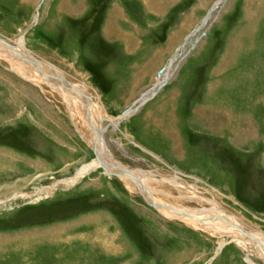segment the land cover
I'll list each match as a JSON object with an SVG mask.
<instances>
[{
  "label": "rangeland",
  "instance_id": "1",
  "mask_svg": "<svg viewBox=\"0 0 264 264\" xmlns=\"http://www.w3.org/2000/svg\"><path fill=\"white\" fill-rule=\"evenodd\" d=\"M75 1L0 0V37L23 36L112 120L147 98L117 128L102 122L118 161L178 172L264 232V0H146L159 17L140 0ZM12 68L0 58V264H249L236 244L219 251L216 233L167 217L101 164L71 181L95 149L57 89ZM174 194L163 197L172 208L211 207Z\"/></svg>",
  "mask_w": 264,
  "mask_h": 264
},
{
  "label": "bare ground",
  "instance_id": "2",
  "mask_svg": "<svg viewBox=\"0 0 264 264\" xmlns=\"http://www.w3.org/2000/svg\"><path fill=\"white\" fill-rule=\"evenodd\" d=\"M140 2L144 6L145 11L149 12L151 15L153 14L155 17H159L158 12L149 9L146 0H140ZM157 3L156 1V4ZM204 25L205 24H203V26ZM109 27L110 26H107V28ZM23 39L22 36L17 40L16 45H14L0 37V58L10 61L12 67L26 79L36 83H45L52 89H57L56 91L60 94L67 106L77 130L95 149L97 160H99V162L93 160L91 163L84 165L78 171L76 178L71 179V181L74 182L81 178L82 176H78L79 174L88 173L91 169L96 168V166L104 164L108 173H115L120 176L121 181L131 193L140 194L150 203L158 205V210L167 217L184 220L193 227H204L211 230L213 234L216 233L220 238L219 251L225 245L234 243L244 252V258L249 264H258L256 259L264 262V232L247 229L242 220L234 214L227 213L216 198L211 199L203 196L198 192V187L185 181L180 173L173 172L170 176H158L154 171H144L142 169L133 170L122 165L110 151L103 135V120H109L110 124L117 128L119 123L131 115L140 105L144 104L147 98L142 99L139 106L134 110H129L124 117L118 120H112L105 115L101 103L94 102L86 84L82 85L69 81L61 71L44 61L33 58L29 52L26 51ZM177 56L171 60L162 79L157 83L154 93L170 81L173 75V66L178 58ZM17 60L27 62L29 71L25 72L22 68V66L25 65H23L22 62H17ZM80 125H84L86 131H81ZM176 188L181 192V197L186 196L189 197V199L198 200L202 205L204 203H209L211 207L172 208L169 202L163 197H174V191H178ZM225 237H227V239Z\"/></svg>",
  "mask_w": 264,
  "mask_h": 264
},
{
  "label": "water",
  "instance_id": "3",
  "mask_svg": "<svg viewBox=\"0 0 264 264\" xmlns=\"http://www.w3.org/2000/svg\"><path fill=\"white\" fill-rule=\"evenodd\" d=\"M97 167H99V166H96V168H97ZM101 167H103L104 169H106V166H105L104 164H101ZM86 174H87V172H85V173H83V174H79L78 176H84V175H86ZM111 175H116V176H118V174H111ZM76 176H77V175L73 176L72 178L75 179ZM65 180H66V179H64V181H65ZM55 184H57V182H56ZM55 184H54V185H55Z\"/></svg>",
  "mask_w": 264,
  "mask_h": 264
},
{
  "label": "crops",
  "instance_id": "4",
  "mask_svg": "<svg viewBox=\"0 0 264 264\" xmlns=\"http://www.w3.org/2000/svg\"><path fill=\"white\" fill-rule=\"evenodd\" d=\"M80 0H76L75 2H79ZM107 24H109V22L107 23ZM107 24H106V26H105V28H104V33H105V31H106V27H107ZM111 25V28H113L112 26H113V24H110ZM109 25V26H110ZM116 31H118V29L116 30ZM121 32V31H120ZM105 35H106V33H105ZM119 35H120V33H119ZM122 37V36H121ZM124 42H126V40H124Z\"/></svg>",
  "mask_w": 264,
  "mask_h": 264
}]
</instances>
